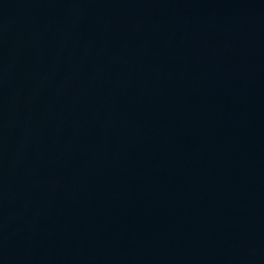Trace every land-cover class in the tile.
Returning <instances> with one entry per match:
<instances>
[{
	"label": "water",
	"instance_id": "water-1",
	"mask_svg": "<svg viewBox=\"0 0 264 264\" xmlns=\"http://www.w3.org/2000/svg\"><path fill=\"white\" fill-rule=\"evenodd\" d=\"M0 264H264V0H0Z\"/></svg>",
	"mask_w": 264,
	"mask_h": 264
}]
</instances>
